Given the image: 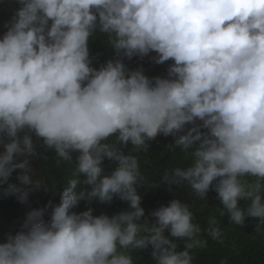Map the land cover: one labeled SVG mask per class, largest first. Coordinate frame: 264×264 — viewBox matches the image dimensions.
<instances>
[{
  "label": "clouds",
  "instance_id": "clouds-1",
  "mask_svg": "<svg viewBox=\"0 0 264 264\" xmlns=\"http://www.w3.org/2000/svg\"><path fill=\"white\" fill-rule=\"evenodd\" d=\"M0 264H264V0L3 4Z\"/></svg>",
  "mask_w": 264,
  "mask_h": 264
},
{
  "label": "trees",
  "instance_id": "trees-1",
  "mask_svg": "<svg viewBox=\"0 0 264 264\" xmlns=\"http://www.w3.org/2000/svg\"><path fill=\"white\" fill-rule=\"evenodd\" d=\"M7 4L8 3V0H0V7L3 5V4ZM56 170V173L58 172V170L60 169V167L57 165L55 168Z\"/></svg>",
  "mask_w": 264,
  "mask_h": 264
}]
</instances>
